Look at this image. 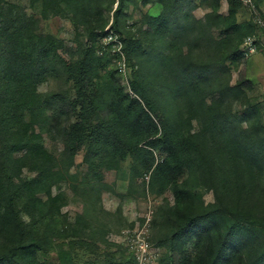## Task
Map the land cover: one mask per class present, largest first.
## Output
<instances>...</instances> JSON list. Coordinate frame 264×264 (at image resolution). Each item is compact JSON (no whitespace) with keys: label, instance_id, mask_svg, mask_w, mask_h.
Wrapping results in <instances>:
<instances>
[{"label":"rangeland","instance_id":"obj_1","mask_svg":"<svg viewBox=\"0 0 264 264\" xmlns=\"http://www.w3.org/2000/svg\"><path fill=\"white\" fill-rule=\"evenodd\" d=\"M251 2L126 0L116 19L118 0H0V264H195L178 191L211 213L215 244L229 236L226 264H264V0ZM33 45L44 72L20 84L4 59Z\"/></svg>","mask_w":264,"mask_h":264},{"label":"trees","instance_id":"obj_2","mask_svg":"<svg viewBox=\"0 0 264 264\" xmlns=\"http://www.w3.org/2000/svg\"><path fill=\"white\" fill-rule=\"evenodd\" d=\"M126 0H118L116 9L114 10L115 18L121 15ZM229 9L233 12L234 0H227ZM253 26V24H252ZM244 38V37H243ZM242 38V40H243ZM40 48L33 45L28 50H19L9 53L4 59V73L12 80L20 84L35 85L39 82L40 76L43 74L40 65ZM76 89L77 101L82 104L86 110L89 109V90L83 78L74 82ZM129 109L137 106L144 116L151 123V127L156 130V124L150 119L148 112L141 105L137 98L128 97ZM161 121V119H160ZM163 125V124H162ZM164 127V126H163ZM151 129V128H149ZM165 129V128H164ZM166 145V141L161 138H155L154 142ZM181 192H175L176 195V220L175 235L179 238L194 239L197 246V254L195 264H226L225 255L228 256L233 246L228 242L229 236H224L221 242L215 244L213 240V231L215 226L211 222L209 211L194 212L191 205L190 194H187L188 201L183 204ZM4 262V257H0V263Z\"/></svg>","mask_w":264,"mask_h":264},{"label":"built area","instance_id":"obj_3","mask_svg":"<svg viewBox=\"0 0 264 264\" xmlns=\"http://www.w3.org/2000/svg\"><path fill=\"white\" fill-rule=\"evenodd\" d=\"M248 5H250L252 8L254 5L252 4L251 0H244ZM255 22L259 28H261L264 32V19L255 16ZM264 34V33H263ZM262 44L260 37L258 35L250 34L244 36L242 40V52L244 55H252L258 51V46Z\"/></svg>","mask_w":264,"mask_h":264}]
</instances>
